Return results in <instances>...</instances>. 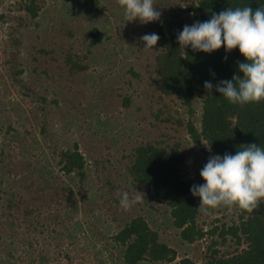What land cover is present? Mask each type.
Returning a JSON list of instances; mask_svg holds the SVG:
<instances>
[{
    "label": "trees",
    "instance_id": "trees-1",
    "mask_svg": "<svg viewBox=\"0 0 264 264\" xmlns=\"http://www.w3.org/2000/svg\"><path fill=\"white\" fill-rule=\"evenodd\" d=\"M84 2L97 10L86 30L76 29L85 28L84 17L72 14L62 28H47L50 34L32 31L47 0H20L21 13L12 18L5 64L30 110L24 117L16 112L21 126L2 127L8 140L0 145V264H166L179 256L180 242L205 236L211 238L207 264H264V201L251 212L238 207L230 224L215 218L206 230L199 223L200 199L190 191L198 182L186 166L192 142L207 157L253 143L264 147V100L239 106L216 91L219 81L243 75L238 48L205 53L177 41L185 24L229 7L255 10L264 0H154L158 21H126L122 12L123 28H113L106 40L98 17L116 16L118 0ZM0 20L8 18L0 14ZM150 33L160 39L144 49L140 38ZM94 120L112 134L100 132ZM62 121L77 130L58 132L54 125ZM120 132L127 137L117 145ZM123 192L141 199L124 210ZM160 203L170 208L175 245L148 220V207Z\"/></svg>",
    "mask_w": 264,
    "mask_h": 264
},
{
    "label": "clouds",
    "instance_id": "clouds-1",
    "mask_svg": "<svg viewBox=\"0 0 264 264\" xmlns=\"http://www.w3.org/2000/svg\"><path fill=\"white\" fill-rule=\"evenodd\" d=\"M124 10L126 21L139 20L142 24L158 21L161 12L154 0H118ZM144 49L157 45L156 33L140 38ZM183 49L211 53L224 47L226 52L238 48L245 57L238 63L239 72L231 80H221L216 91L234 105L244 106L264 100V7L253 10L246 6L227 8L213 13L211 18L185 24L177 35ZM211 90L210 81L204 83ZM206 145V144H205ZM210 151V148H209ZM204 183L194 184L190 191L199 197V207L204 212L222 206H238L248 212L264 201V147L255 143L239 149L235 154L210 156L200 170ZM141 197L129 198L127 192L120 196V206L128 210Z\"/></svg>",
    "mask_w": 264,
    "mask_h": 264
},
{
    "label": "rangeland",
    "instance_id": "rangeland-1",
    "mask_svg": "<svg viewBox=\"0 0 264 264\" xmlns=\"http://www.w3.org/2000/svg\"><path fill=\"white\" fill-rule=\"evenodd\" d=\"M19 3L20 0H0V14H5L6 18H8V20L5 22L0 20V145L3 144L5 140L6 141L8 140V138L4 136L2 127L8 126L10 123L15 127L21 126V122L23 121V119L17 117L16 112H19V114L22 117H24L25 114H29V110H30L29 102L28 100L25 99L24 95L21 93L19 87H16L15 85L9 82V78L7 74L8 65L5 64V59L8 56V53H6L5 51L8 50V47L11 43L10 35L12 32V28H14L15 25V22H13L12 18L17 14L21 13L19 10H17L19 8ZM109 6L112 9L114 8L115 5L112 6V4H109ZM107 11L110 12L111 10H107ZM122 12H124L123 8L118 7L115 8V10L113 9V13L117 16V18L116 16H112L110 14L109 16L111 18L107 16L108 14H101L98 17V24L101 28H103L100 38L106 40L105 36L114 32L113 28H116L117 26L123 28L124 23H122L123 21L117 15V14H121ZM96 13H97L96 6L85 4L84 0H47L46 7L41 11L40 16L36 20L39 21L40 25L39 26L31 25L29 28H31L32 31L33 30L38 31L39 33H41V31L43 32L45 31L44 33L47 35L50 34L49 30L47 31V28H55V29L62 28L63 27L62 20L67 19L66 16L77 14L80 17L83 16L84 17L83 19H85L88 22L87 23L88 25L85 23L86 25L85 28H76V29L86 30L90 24V22L88 21L89 18H93ZM61 24L62 27H60ZM50 31H52V29ZM31 40L32 38L28 39V43H25V45L23 46L22 51L24 54L28 52L30 48ZM21 60L25 62L24 63L25 65L27 63L28 64L30 63V60L29 58H27V55L21 58ZM106 66L108 65L105 63V65H98L97 68L99 71H102V69H104ZM95 73L98 72L95 71ZM24 77L26 80L31 78L29 71L25 72ZM108 79L109 78L107 77L104 80L107 81ZM197 108H198L197 115L199 116L201 113L200 104L197 105ZM180 112L183 115H187L186 110L184 108H181ZM63 121L61 124L54 125V129L58 130V132L61 131V133H62V129L60 127H62L64 132L67 133H71L77 130L76 126H71L69 124L65 125ZM78 121L81 122V119L79 118ZM92 124L98 125V127L101 130L100 132H103L106 129V125L105 127L99 125L97 120H94ZM199 124L200 123H198V125ZM93 130L96 131V128ZM106 131L108 130L106 129ZM108 132L111 133V128H109ZM112 132H114V130ZM36 134L39 133L37 132ZM119 135L121 136L119 137L114 136L117 145L123 143L125 141V137H127V135L124 132H120ZM188 140H190L189 137ZM189 148L190 151L188 153L186 166L190 170V174L196 178L198 184H202L204 183V181L200 176V170L207 163L209 157H207L206 154L198 148L197 144L193 142L190 143ZM116 149L117 148L115 147L113 151H116ZM86 156L88 160V170H89L88 172L90 178L93 181H96L95 176L93 175L94 167L92 165V157L88 155ZM93 187L95 186L91 185V188ZM148 208H149V212L147 215L151 225L153 227L162 228V230H164L165 232L164 238H166L170 242V244L175 245L177 242H179L178 241L179 236H176L174 234V230L171 228L170 208L161 203L153 204ZM239 212L240 211L238 209V206L235 205L230 207L228 206L218 207L214 210H209L208 212H204L202 210V215L199 218V223L203 227H205L206 230L210 228L215 218H221L220 222H227L230 224L232 223L233 218L235 219L237 218ZM104 220H108L106 219V216L104 217ZM216 223L219 224V222ZM210 239H211L210 236H205L203 239L196 241L192 244L180 242L178 248L179 256L175 261L166 264H183L181 260L185 257L191 258L195 262V264H207L204 255L206 254L205 250L210 242ZM105 253H106L105 259H107V256H109L110 260L112 261L110 252L105 251ZM63 264H68V263L64 262ZM142 264H151V263L143 262Z\"/></svg>",
    "mask_w": 264,
    "mask_h": 264
}]
</instances>
